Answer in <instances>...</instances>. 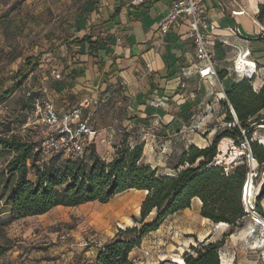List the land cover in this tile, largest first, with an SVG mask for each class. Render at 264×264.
<instances>
[{
	"label": "crops",
	"instance_id": "0c3cea01",
	"mask_svg": "<svg viewBox=\"0 0 264 264\" xmlns=\"http://www.w3.org/2000/svg\"><path fill=\"white\" fill-rule=\"evenodd\" d=\"M72 1L75 3L69 5L72 7L69 15L54 18L60 25L46 30L47 33L43 31V46H47L42 48L43 58L37 55L38 66L27 79L30 90L41 98L51 99L59 113L85 105L84 114L90 118V126L95 131L87 146L94 145L105 160L113 159L116 147L127 134L131 143L137 136L146 135L153 143H144V162L158 168L160 173L173 172L178 163L172 165L179 151L177 136L191 126L195 112L212 106L219 118L226 120L227 116L224 102L218 98L217 102L210 101L218 81L200 79L198 75L187 38L190 19L177 20L166 38L159 40L156 29L169 11V0H146L142 4H135L134 0H63L67 4ZM263 1L205 0L214 27L209 44L216 56L218 72L223 73L220 75L223 84L237 77L236 67L244 72L256 67L259 74L253 78L254 87L260 88L264 83V60L260 61L255 52L261 43L254 40L264 30L257 19ZM43 10L35 12L54 13L51 6ZM3 30L0 26V49L5 42ZM89 30L92 39L101 44L93 52H89L86 44L77 42ZM38 49V45H33L34 51ZM57 72L61 73V79L55 77ZM182 81L187 83L186 87L181 86ZM221 95L215 93V97ZM33 117L34 122L40 123L34 108L29 119ZM154 129L158 135L151 134ZM185 150L181 149V155ZM146 194V190L128 189L106 203L91 201L77 206H56L52 210L85 206L90 223L104 238L95 241L98 244L93 247L84 248V237L78 233L76 242L57 247L55 252L78 248L84 258H89L88 262H94L100 248L119 228L137 225L134 216L140 217ZM202 204L199 197H194L190 207L169 215L159 228L146 234L141 244L131 251L130 264H175L191 245L221 239L230 225H220L202 216ZM261 206L264 215V199ZM46 214L27 218L40 219ZM153 215L154 212L149 218ZM170 223L177 229V235L168 238L166 231ZM242 225L220 247V258L224 264H264V230L255 224L251 215ZM239 236L259 243L248 245L242 251L237 247ZM146 249L151 255H145Z\"/></svg>",
	"mask_w": 264,
	"mask_h": 264
},
{
	"label": "trees",
	"instance_id": "16d2710c",
	"mask_svg": "<svg viewBox=\"0 0 264 264\" xmlns=\"http://www.w3.org/2000/svg\"><path fill=\"white\" fill-rule=\"evenodd\" d=\"M257 19L264 26V1L259 5ZM92 38L89 30L85 38L77 39V42L86 44L89 52H93L101 44ZM254 40L261 43L255 52L263 62L264 32ZM35 59V56L26 57L15 73L0 77L1 103L21 88L35 71L38 66ZM224 87L238 118L236 120L231 113L227 100L221 99L227 108L226 121L236 123L221 132L208 146L190 145L172 173H160L158 168L145 163L144 142L132 144L128 134L116 147L111 161L105 160L91 145L89 156H86V147L83 157H66L63 163H58L55 158L60 155L43 157L40 141L36 145L7 126L4 134L0 133V148L13 153L5 167L7 180L15 179L7 197L13 217L45 214L59 205L77 206L91 201L106 203L128 189L146 190L140 217H134L137 225L120 228L100 248L94 262L84 260L87 264H130L131 251L141 244L146 234L159 228L169 215L190 207L192 199L199 197L203 203L202 216L215 223L226 222L230 228L217 241L202 242L200 247L191 245V251L184 252V260L175 264H221L220 247L242 225L247 215L243 187L249 166L244 163L227 173L225 166L215 162L218 144L224 137L250 138L254 127L264 124V83L255 88L253 79L243 78L234 79ZM27 96L26 101L30 105H26L24 110L31 111L39 94L29 90ZM251 145L255 160L264 164V145L257 141H252ZM261 201L257 203L259 211L262 210ZM13 248L11 240L0 242V260Z\"/></svg>",
	"mask_w": 264,
	"mask_h": 264
},
{
	"label": "rangeland",
	"instance_id": "374dc122",
	"mask_svg": "<svg viewBox=\"0 0 264 264\" xmlns=\"http://www.w3.org/2000/svg\"><path fill=\"white\" fill-rule=\"evenodd\" d=\"M74 3L72 1L67 4L63 0H34L33 2L29 0H0V26L5 29L3 30L5 36L4 47L0 49V77H7V75L15 73L24 63L25 58L32 55V52L35 57L40 54V59L43 58L42 48L46 49L47 46H43L45 44L42 41L43 31H51V29L57 28L60 23L58 19L54 21V18L58 15L62 17L69 15L68 12L72 8H69V5L72 6ZM50 6L54 9V13H50L49 10L41 14L35 12L43 9V11H46V7ZM64 6L66 8L63 10ZM64 11H66L65 14ZM17 25L20 28L17 29ZM27 28H34L35 32L33 33V30L27 32ZM33 45H38L39 49L34 51ZM232 63L234 64V59ZM29 82L30 80H27L9 99L0 102V110L2 111L0 133L4 134V129L10 126L14 129V133L38 145L43 134V127L40 123L33 121L34 117L32 120L29 119L31 111L24 110L26 105H30L26 101L27 92L31 87L28 84ZM231 82L226 80L224 85L229 86ZM220 91L221 85L218 83L214 92L218 93ZM215 93L211 95V102H217ZM210 101L208 100V102ZM204 108H206V105ZM225 122L226 120L219 118V115L217 116V111H214L212 106L207 110L202 108L197 110L194 119L191 121V126L177 136L176 144L179 151L172 165L179 161L181 149H188L190 145L201 147L210 145L221 132L230 127ZM151 134H157V131L155 129L151 130ZM246 139L249 144L245 139L224 137L218 144V154L215 157V162L230 169L247 163L250 150L252 151V141L264 145V124L256 125L251 137H246ZM139 141L145 144L153 143L150 137L139 135L132 144ZM243 142L247 143L245 147L242 146ZM91 145L90 143L87 146L86 156L90 155ZM12 156L11 151L0 148V242L11 240L14 244V248L0 260V264H87L88 262L85 263V261L89 258H84L82 250L78 248L55 252L57 247L76 242L78 233L84 237V248L93 247L95 241L104 238L90 223L86 214L88 209L84 208L85 206L56 208L41 216L40 219L39 217L29 219H15L13 217L11 207L7 203V197L14 186L15 179L11 177L7 180L8 175L5 172L6 164ZM55 159L58 160V163H63L66 157L61 156ZM259 165L260 169L264 170V164L259 163ZM167 173L172 172L167 171ZM30 177L33 178L34 176L31 174ZM254 191L255 187L250 193L249 202L253 201ZM250 215V213H247L244 220ZM237 230H240V227ZM61 233L68 235L66 242L60 241ZM96 233L99 234L96 235ZM254 241L256 239L249 240L246 236H239L237 247L245 251L248 245H258L259 242L254 243ZM200 245L201 243L198 242L197 247H200ZM188 249V251H191V247H188Z\"/></svg>",
	"mask_w": 264,
	"mask_h": 264
},
{
	"label": "built area",
	"instance_id": "2783aa9c",
	"mask_svg": "<svg viewBox=\"0 0 264 264\" xmlns=\"http://www.w3.org/2000/svg\"><path fill=\"white\" fill-rule=\"evenodd\" d=\"M146 0H134L135 4H142ZM170 8L168 13L158 22L156 29V36L159 40H164L171 30L172 25L179 19L187 17L190 19V28L187 34L193 52L195 66L200 79L215 78L221 85V96H218V100H227L230 111L235 116V110L228 101L224 84L219 77V72L216 67V56L212 51L209 44V36L213 30V23L210 18L205 0H169ZM237 77L235 80L249 78L253 79L255 75L259 74V70L249 69L241 71L236 67ZM57 79H61L60 72L55 73ZM182 87H186L185 81L181 82ZM85 105L80 104L73 106L65 112H57L53 101L49 98L39 97L34 101V110L40 120V124L43 127V134L40 139V151L42 156L49 158L55 155L81 158L85 154L87 144L95 134L94 129L90 126V118L84 114ZM2 111L0 110V119ZM228 126L234 125L236 122H225ZM245 135V131L243 130ZM246 142L249 141L246 139ZM247 143L243 142L242 146L245 147ZM199 146V145H198ZM201 147V146H199ZM250 149V146L248 145ZM249 171L246 176L243 189H245L249 180L256 187L261 180L263 169H260L259 163L255 160L252 151L247 159ZM226 172H230L232 169L226 167ZM255 193V191H254ZM243 201L245 205V211L250 213L253 221L257 226H260L264 230V215L259 211L257 204L253 201L246 202L245 192H243ZM256 228H254V231ZM167 237L177 235V229L173 223H170L167 228ZM60 239L65 241L67 235L62 233ZM98 244V243H96ZM159 248V246H158ZM145 255H151V251L146 249ZM184 260V258H183ZM178 263V262H175ZM225 262L221 259V264Z\"/></svg>",
	"mask_w": 264,
	"mask_h": 264
},
{
	"label": "water",
	"instance_id": "95a60500",
	"mask_svg": "<svg viewBox=\"0 0 264 264\" xmlns=\"http://www.w3.org/2000/svg\"><path fill=\"white\" fill-rule=\"evenodd\" d=\"M234 113H235V117L237 120L238 118H237L236 112ZM263 199H264V170L262 173L261 180L259 181L256 187V190H255V193H254V202L257 204L260 200H263Z\"/></svg>",
	"mask_w": 264,
	"mask_h": 264
},
{
	"label": "bare ground",
	"instance_id": "6f19581e",
	"mask_svg": "<svg viewBox=\"0 0 264 264\" xmlns=\"http://www.w3.org/2000/svg\"><path fill=\"white\" fill-rule=\"evenodd\" d=\"M254 185L251 183V181L249 180V182L247 183L245 189H243V192H245V196H246V202L249 203V198H250V193L253 190ZM228 223L226 222H220V225H227ZM177 261H183V259L181 257H179L177 259Z\"/></svg>",
	"mask_w": 264,
	"mask_h": 264
}]
</instances>
